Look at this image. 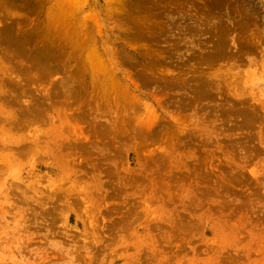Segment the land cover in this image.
<instances>
[{
	"label": "rangeland",
	"instance_id": "obj_1",
	"mask_svg": "<svg viewBox=\"0 0 264 264\" xmlns=\"http://www.w3.org/2000/svg\"><path fill=\"white\" fill-rule=\"evenodd\" d=\"M0 264H264V0H0Z\"/></svg>",
	"mask_w": 264,
	"mask_h": 264
}]
</instances>
